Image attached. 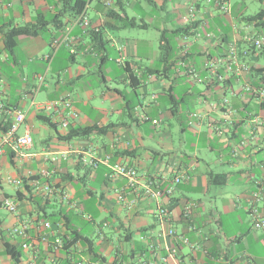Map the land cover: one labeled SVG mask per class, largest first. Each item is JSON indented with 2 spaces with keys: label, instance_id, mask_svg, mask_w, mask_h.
<instances>
[{
  "label": "crops",
  "instance_id": "obj_1",
  "mask_svg": "<svg viewBox=\"0 0 264 264\" xmlns=\"http://www.w3.org/2000/svg\"><path fill=\"white\" fill-rule=\"evenodd\" d=\"M219 1L223 0H113L111 12L96 0H87L90 26L81 28L61 11L59 0H0V97L8 108L26 114L34 139L22 156L7 147L0 158V202L9 198L18 205L17 215L0 217V264H13L4 254L5 241L21 250L20 264H264V230L253 225L254 211L264 220V124L254 122L257 115L264 119V102L245 92L232 99L237 110L235 124L223 136L211 124L212 119L223 116L211 112L208 122L191 130L198 141L184 137L190 129L187 112L189 117L191 112L207 111L210 104L222 100L228 86L241 87L242 81L234 79L225 88L218 85L205 67L207 60L228 52L232 25L244 24L237 14L244 13L247 0H225L231 3V18L221 15L216 6ZM253 1L261 3L259 12H264V0ZM156 9L164 13L157 20L165 26L157 29L173 36L165 43L173 49L168 68L159 62L153 40L121 34L129 28L148 31ZM57 16L61 28L45 25ZM126 16L142 27L123 28ZM38 20L45 28L37 35L20 37L14 54H9L6 32L37 25ZM257 29L264 37V26ZM208 34L214 37L208 38ZM54 40L61 43L57 48ZM247 50L240 43V61L250 67L245 83L261 84L264 46L248 55L244 54ZM188 69L206 78L204 83L186 75ZM131 76L138 78L137 85ZM65 98L78 113L67 128L60 124L64 111L68 112L62 104ZM175 100L181 104L176 106ZM47 102L54 106L41 110L40 105ZM173 106L179 110L177 115ZM41 116L56 124L55 134L49 133ZM147 117L160 124L145 122ZM0 123L12 125L13 115L2 112ZM176 124L182 133L178 148L172 135ZM91 126L100 131L71 141L61 139L70 128ZM242 140L245 146L235 154ZM63 154L66 160L51 161ZM105 156L111 163L134 166L141 175L140 189L128 196L137 201L132 210L117 199L118 191L127 187V179L111 177L106 163L92 166L95 157ZM41 171L48 172L47 181L55 188L47 207L49 214L56 213L49 219H39L38 211L43 209L38 201L45 196L33 185ZM184 171L187 178L172 196L160 201L172 215L163 228L155 217L157 202L144 195V186L167 176L161 183L164 189L170 188L172 177ZM8 179L22 183L17 186ZM258 181L261 188L255 184ZM254 193H259L258 199ZM188 204L194 205L191 221L183 216ZM46 220L52 223L49 230L42 226ZM191 223L202 229L201 235L189 230ZM22 225L28 227V249L22 247L25 240L10 234ZM171 228L193 243H204L208 254L181 245L170 255L175 248L168 236ZM66 232L82 238L74 241L66 236L64 248L56 250L54 240L64 238ZM203 236L208 240L203 242Z\"/></svg>",
  "mask_w": 264,
  "mask_h": 264
},
{
  "label": "built area",
  "instance_id": "obj_2",
  "mask_svg": "<svg viewBox=\"0 0 264 264\" xmlns=\"http://www.w3.org/2000/svg\"><path fill=\"white\" fill-rule=\"evenodd\" d=\"M107 7L113 6V0H100ZM217 8L219 9L220 13L228 18H231V11L232 6L229 1H219L217 2ZM76 25L80 26L81 28H87L90 26V20L84 12L81 16L78 17L76 20ZM233 37L232 40L229 42L228 45V52L221 58H215L211 60H207L205 67L206 70L215 76L216 80L218 81V85L225 88L226 81L231 82L234 79L237 83H241L240 88H235L233 86L227 87V94H224L222 100L217 104H210V107L207 111H195L189 114L187 120V126L191 129L199 128L204 122H208L210 119L208 117L209 113H216L220 112L222 114L223 119L211 120L212 129H215L220 136H223L225 130L233 127L235 124L233 117L237 114V110L232 107V99L235 97H239L242 94L248 93L253 98L264 102V83L261 84H254L252 82L245 83V76L246 74L250 73V67L245 65L240 61L238 56L239 46L240 43L246 45L248 48L252 46L255 48L256 51H260L264 46V37L259 35V31L257 29L256 23L252 24H233ZM197 37H201V34L198 33ZM208 38H213V34H208ZM188 39V38H185ZM61 43L58 40L53 41V46L57 48ZM246 54V51L244 52ZM47 58H50L47 56ZM223 71V72H222ZM222 72V73H220ZM186 75L191 76L200 84L204 83L206 78H201L200 75L194 69H188L185 72ZM40 80L43 82L44 77H40ZM1 81V79H0ZM62 104L68 112L64 111V116L60 122V124L67 128L70 124V119H74L78 117L77 111L73 108L72 103L70 102L69 98L62 99ZM54 104L51 102H47L40 105L41 110H50ZM221 108V109H220ZM0 110H3L4 113L11 114L14 117V123L12 124L11 128L8 132L0 135V158L6 153L7 147L11 149V151L18 155H23L24 152L30 149L34 143L33 136L31 134V129L28 124H26V114L18 108L10 109L6 106L5 102L0 99ZM56 120V118H55ZM145 122L150 121L154 126H158L160 121L158 120H150L148 117L144 119ZM255 124L263 125L264 119L262 116L257 115L254 119ZM215 123V124H214ZM23 129V134H19V131ZM245 146V140L239 142L237 147L234 150L235 154L239 153V150L243 149ZM67 156L63 154L61 157L54 156L51 158V161L56 163L59 160H66ZM82 162L85 164L87 162L86 158L82 159ZM92 166H97V162H103L109 165L110 167V176L111 177H124L127 179V187L118 191L117 199L119 202L126 205L128 210H132L137 201L135 199L128 198L129 193L137 192L141 186V175L139 174L138 170L129 164L120 163V162H110V157L105 156L104 158H96L93 159ZM37 178V177H36ZM48 172L41 171L39 177L33 181L34 187L37 189L41 188L42 194L45 197H49L55 191V188L47 181ZM167 176H163L158 180V182L150 180L146 186H144V195L147 198L155 200L157 202V211L155 213L156 221L164 228L167 223L172 220V215L168 208L164 207L160 201L165 197H170L173 195L175 191V187L182 183L183 180L187 178L186 172L174 175L171 179L172 186L170 188L164 189L162 187L161 181L167 179ZM44 180V182H43ZM164 182V181H163ZM8 183L14 184L17 186L21 185V180H13L8 179ZM255 184L261 188V182H255ZM66 194V193H65ZM254 198H259V193H254ZM194 205L188 204L184 211L183 216L185 219L191 221V212L193 210ZM0 209L7 210L10 214L17 215L18 214V205L12 199H4L0 202ZM255 213L254 218V228L255 229H263L264 230V220L258 218V215ZM42 226L49 230L52 228V223L49 220H46L42 223ZM28 227L26 225L17 226L13 228L10 232L13 237H20L25 242L23 243L22 247L24 249L29 248V244L26 242L28 238L27 234ZM189 230L201 235L202 229L197 228L194 224L189 225ZM168 236L174 240L175 248L170 250V255H174L176 253V249L181 245L190 246L193 250H199L204 254H208L207 249L205 248L204 243L197 242L193 243L192 239L189 236L184 234H179L174 229H169ZM47 240V238H44ZM203 242L208 240V237L203 236ZM54 246L56 250H61L64 248V242L61 237H57L54 240Z\"/></svg>",
  "mask_w": 264,
  "mask_h": 264
},
{
  "label": "trees",
  "instance_id": "obj_3",
  "mask_svg": "<svg viewBox=\"0 0 264 264\" xmlns=\"http://www.w3.org/2000/svg\"><path fill=\"white\" fill-rule=\"evenodd\" d=\"M91 1H93V0H91ZM96 1L101 3L100 0H96ZM59 4L62 5L61 11L62 12H67L69 14V18L71 20H77L78 17L81 16L84 12H86V9H87V0H59ZM101 4H103V3H101ZM105 7L109 11H111L113 6L112 7L105 6ZM111 12H113V11H111ZM231 14H232V11H231ZM223 17H225V16H223ZM237 17L244 24L256 23L257 26H264V21H263L264 12H262V11L261 12H257L255 14H251V15H246L244 13H240L239 15L237 14ZM124 20L127 21V24L124 25L123 28L142 27V25H138L136 22H134L133 19L129 18L128 16H126L124 18ZM45 25H53L54 27L61 28L62 27V20L58 16L57 17H53L49 21H47L45 23ZM45 25L42 23L41 20H38V24L37 25H26V26H22V27H13V28H11L5 34V48H6L7 52L9 54L13 55L15 50H16V48H17L18 39L20 37L37 35V34H39V32L42 29L45 28ZM228 37L229 36L227 35L226 38H228ZM185 38H187V37H185ZM226 38L224 37L223 39H226ZM168 42H169L168 41V37L163 33L161 35V39H160V43L161 44H160V47H159V62L164 63L167 68L171 67V65H169V61H170V58L172 56V51H173L171 45L165 44V43H168ZM227 45H229V39H228ZM254 49L255 48L252 46L251 48H249V50L246 51V54L248 55L251 52V50H254ZM238 56H239V58H241L243 56V53L239 51L238 52ZM172 63H173L172 65L175 64V62H172ZM168 70H170V69H168ZM222 72H220V73H222ZM131 79H132L133 84H135V85L138 84L139 81H138L137 77L131 76ZM261 83H264V80ZM174 103H175L176 106L181 104V102L177 101V100H175ZM174 108L175 107L173 106V108H172L173 113L175 115H177V111H179V110H176ZM40 120H42L50 128L56 129V124H54L51 121L50 118H48L46 116H41ZM11 126L12 125H10V124H2V123H0V135L8 132L9 129L11 128ZM99 131H100V129L97 126L70 128L68 133L65 136L61 137V139L63 141H71V140H74V139H77V138L88 137V136L92 135L93 133L99 132ZM43 199H46V201H43ZM49 203H50V200L48 199V197H43L42 200L38 201V206L41 207V209H43L42 211H38L39 215H41L39 217V219H49V218L54 216L53 215L54 213H56L55 211H53L52 214L48 213L49 209H48L47 205ZM63 214H64L63 215L64 218H67V214H65V211L63 212ZM2 235H3V232H2ZM73 235H75V233L66 232L64 238L63 237L62 238H63V240H65L66 236H68L69 238H73L72 240H74V241L82 238L79 235L74 236V237H73ZM3 246H4V254L10 257L12 263L13 264H20L21 263V259H22L21 250L17 246H14L13 244H11L9 241H5Z\"/></svg>",
  "mask_w": 264,
  "mask_h": 264
},
{
  "label": "rangeland",
  "instance_id": "obj_4",
  "mask_svg": "<svg viewBox=\"0 0 264 264\" xmlns=\"http://www.w3.org/2000/svg\"><path fill=\"white\" fill-rule=\"evenodd\" d=\"M235 1L236 0H233V2H235ZM60 7H62V5H60ZM60 7L58 6L59 9H60ZM144 7L146 8L147 6H144ZM260 9H262V4L261 3L255 2L253 0H247L246 4H245V8H243V11H244V13L246 15H251V14H255V13L259 12ZM128 12L131 15V11L128 10ZM89 14L92 15V13L90 11H89ZM152 14L155 17H153L154 21L151 22L152 25H151V28H149L148 31L141 30V29H138V28H133V29L129 28V29L125 30V32H121V34L122 35L124 34V36H132V37L135 36V37H138V38H140V36H141V37H144V38H147V39H151L154 42V48H155V45H156V48H155L156 52H158L159 51L158 46H159L160 37H161L163 28H161L160 30L157 29V28H158V26H161V27H165V26L163 25V23H161L159 20H157V17L158 16H163L164 13H162L161 11L156 9ZM141 15H143V14H141ZM147 21L150 22L149 20H147ZM168 37L171 38V39L173 38V36L169 35V34H168ZM115 56H117V55H115ZM111 64H112L111 65L112 67L116 66L114 62L111 63ZM116 73H117V70H116ZM113 75H115V74H113ZM109 84H111V83H109ZM111 85L113 87H115V88H121V89L124 88L122 85H116L115 83H112ZM133 98H135V97L133 96L132 99ZM0 99H2V98L0 97ZM37 101H41V98H39ZM2 112H3V110H0V114H2ZM188 113L189 112L186 113V115H187L186 122L188 120ZM38 122H39V124H42L41 121H38ZM47 128H48L50 134H55V131L53 129H51L50 127H47ZM22 131L23 130L21 129L20 132H22ZM191 132H193V131H191V129H188L186 134H184V137H186V138L187 137H191V140L198 141V140H196L197 138L194 136L195 133L192 134ZM172 135H173V139H174V143H175L176 148L180 147L181 146L180 140L182 138V133L180 132L179 124L175 125V129L173 130ZM200 141H203L202 137H201ZM37 144L39 146L41 145V143L39 141H37ZM8 214H10V213L7 210H4V209L0 210V217L1 218H6ZM233 220L234 219L232 218L231 220L228 221V223H232ZM253 223H254V219H253ZM257 230H260V229H257ZM229 233L231 234L232 232L230 231Z\"/></svg>",
  "mask_w": 264,
  "mask_h": 264
}]
</instances>
